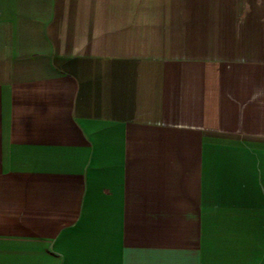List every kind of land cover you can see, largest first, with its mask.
Returning a JSON list of instances; mask_svg holds the SVG:
<instances>
[{
    "label": "crops",
    "instance_id": "0c3cea01",
    "mask_svg": "<svg viewBox=\"0 0 264 264\" xmlns=\"http://www.w3.org/2000/svg\"><path fill=\"white\" fill-rule=\"evenodd\" d=\"M0 264H264V0H0Z\"/></svg>",
    "mask_w": 264,
    "mask_h": 264
}]
</instances>
